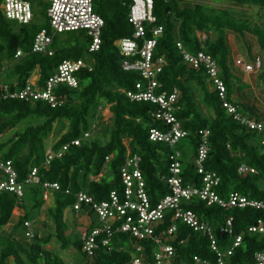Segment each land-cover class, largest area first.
<instances>
[{
	"label": "trees",
	"instance_id": "obj_1",
	"mask_svg": "<svg viewBox=\"0 0 264 264\" xmlns=\"http://www.w3.org/2000/svg\"><path fill=\"white\" fill-rule=\"evenodd\" d=\"M235 6H258L264 9V0H221ZM132 0H105L95 10L103 17L102 44L99 50L89 51L90 38L84 30L61 32L54 35L53 54L31 51L38 27L37 13L29 24L0 19V91L3 84L10 89H21L37 71L39 84L46 80L66 59H84L89 66L77 73L79 84L71 87L61 84L55 94L63 98L61 105L52 107L44 100L27 101L20 98L0 97V150L6 158L13 160L19 179L25 178L33 167L39 168L42 181L58 182L61 190L51 191L49 218L55 225L57 237L63 239L67 228L64 211L74 202L73 193L86 192L101 200L119 186L120 170L126 158L127 147L131 152L141 155V169L147 182L149 195L153 202L168 193L170 188L162 176L169 174L170 147L162 142L149 139L152 127L166 129L168 126L155 119L151 112L157 105L151 102L133 101L127 91L135 90L137 82L142 81L136 70H125L123 60H134L140 54L125 57L115 42L132 37L134 26L128 20ZM152 13L155 21L145 23L146 37L152 38V27L163 26V33L156 38L154 59L164 58L163 70L158 75L161 86L158 92L179 91L178 108L175 111L182 127L188 131L178 148L182 151V177L184 184L196 183L202 186V174L192 162L201 141L200 131L209 129V150L204 162L208 171L220 176L215 187L217 193L226 197L230 192H238L249 198L264 201V128L252 130L235 121L223 107L220 95L213 81L203 69L188 66L176 45L181 41L190 52L203 49L218 63L222 77L230 89L233 78L230 69L228 31L257 32L261 47L264 48V35L248 25L246 20H237L232 13L223 8H215L200 2L182 5L180 0H153ZM207 34L204 47L197 32ZM212 35L209 36V34ZM139 46L142 39L138 40ZM21 51L16 56L17 51ZM229 92V91H228ZM228 100L239 105L244 114L262 120L248 111L247 105L227 94ZM107 107L112 115L113 126L109 138L101 143L97 138L88 137L80 145L71 146L61 157H55L48 166L44 165L47 148L46 140L55 125L68 123L67 130L51 146L57 150L65 143L81 137L90 130L92 117L98 107ZM209 109L207 114L202 107ZM33 122L21 131H13L21 123ZM263 121V120H262ZM109 156V160L106 157ZM246 164L256 170L244 175L238 168ZM95 177V178H93ZM69 188L72 194H66ZM31 208L28 209L29 202ZM45 200L41 184L27 185L22 197L13 193L0 194V264H63L52 251L43 246L49 244L53 235L41 237L38 233L26 241L25 221H33ZM206 220L213 228L217 245L221 251L233 248L226 259L227 264H251L255 254L264 251V230L252 231L250 227L259 219L264 221V210L254 207L223 208L218 204L207 205L199 198L185 204ZM20 210L17 222L9 233L5 226L13 219L14 210ZM228 217L232 218V232L224 229ZM176 224L177 230L171 238L178 254V262L196 264L194 256L215 260L217 253L212 249L208 237L194 231L179 220H172V213H166L162 226ZM92 225H96L94 220ZM4 228V229H3ZM18 235H21L20 237ZM241 237L233 247L235 238ZM79 249L82 251L81 237ZM147 253L154 244L145 240ZM111 249L100 247L93 256L83 251V264H129L133 248L132 239L127 234L118 233L110 243Z\"/></svg>",
	"mask_w": 264,
	"mask_h": 264
},
{
	"label": "built area",
	"instance_id": "obj_2",
	"mask_svg": "<svg viewBox=\"0 0 264 264\" xmlns=\"http://www.w3.org/2000/svg\"><path fill=\"white\" fill-rule=\"evenodd\" d=\"M49 5L46 16L51 30L41 28L34 36L31 51L35 53L53 54L52 42L54 35L61 32L84 30L90 38L89 51L99 50L102 44L103 17L95 10V0H46ZM153 0H132L128 20L134 26L132 37L122 38L115 42L120 52L125 57L140 54L134 60L124 59L122 67L125 70H136L142 76V81L135 85V90L127 91V96L133 101L151 102L157 105V110L151 112L155 119H160L168 126L163 129L152 127L149 131V139L153 142L167 144L170 149L169 174L162 176L170 188V193L153 202L147 188V182L141 169V155L131 152L127 147L126 158L120 170L119 186L109 192L106 198L97 199L85 190L73 193L74 202L67 209L76 214H84L88 223L81 231L82 251L87 256H93L100 247L111 249L110 243L118 234H127L132 239L133 250L129 264H185L178 262V254L171 238L177 230L176 224L162 226L166 213H172V220H179L188 225L194 231L205 234L210 240L211 247L217 253L215 260L202 259L194 256L196 264H227L226 259L232 254L233 248L221 251L217 245L212 226L201 218L192 208L185 204L193 198H199L207 205L218 204L223 208L254 207L264 210V201L249 198L238 192H230L226 197L220 196L215 187L220 182V176L214 171H208L204 167L209 150V129L200 131L201 141L198 151L192 157L196 170L202 174V186L196 183L184 184L182 177V151L178 148L180 141L188 135V131L175 114L178 108L179 91L174 89L171 93L158 92L161 86L158 75L163 70L164 58L154 59L156 38L163 33V26L152 27V38L146 37L145 23L155 21L152 13ZM42 10L39 0H0V19L14 21L22 25L29 24L35 18V13ZM39 15V14H38ZM197 36L204 47L207 34L197 32ZM142 39L139 46L138 40ZM183 61L194 69H203L206 75L213 81L220 95L223 107L233 119L247 128L261 131L264 121L256 120L240 111L238 104L228 100L227 86L221 74L217 61L203 49L190 52L181 41L176 43ZM21 51H17L19 56ZM236 63L242 65L245 71H253L262 67V60L256 57L252 62L246 63L237 59ZM89 64L82 58L66 59L58 64L54 72L46 80L45 85L39 84V77L35 81L28 80L27 85L21 89H10L8 84H3L0 97L20 98L27 101L44 100L52 107L61 105L63 98L55 94V88L61 84L77 87L79 79L77 73ZM39 75V74H38ZM30 79V78H29ZM96 124L91 126V130ZM90 130L85 131L81 137L65 143L55 150L48 148L45 153L44 165L48 166L55 157H61L71 146L80 145L82 140L90 136ZM2 138L0 137V143ZM109 160V156L106 157ZM238 171L244 175L256 170L246 164L239 166ZM41 184L43 198L49 200L51 191L61 190L58 182L42 181L39 168L33 167L20 180L13 160L6 158L0 150V194L13 193L22 197L27 185ZM66 194H72L71 189H65ZM96 225H92L93 221ZM32 221H25V236L32 238L34 232L31 228ZM224 229L232 232V218L228 217ZM252 231H263L264 221L259 219L257 224L250 227ZM145 240L154 244V249L147 253ZM241 240L235 238L233 247ZM251 264H264V251L255 254Z\"/></svg>",
	"mask_w": 264,
	"mask_h": 264
},
{
	"label": "rangeland",
	"instance_id": "obj_3",
	"mask_svg": "<svg viewBox=\"0 0 264 264\" xmlns=\"http://www.w3.org/2000/svg\"><path fill=\"white\" fill-rule=\"evenodd\" d=\"M105 0H95V6L101 5L104 3ZM182 5H193L197 0H180ZM40 6L42 7V10L37 11L39 15H37V20H38V27L40 28H47L51 30L49 20L46 16V9L48 8V1L46 0H39ZM220 7H228L229 11L232 13V16L239 20L243 21L246 20L248 24L251 27L254 28H259L262 30V27L264 26V9L258 7V6H246V7H238V6H225L219 5ZM229 32V38L231 43H229V48L231 50L230 53V61L234 62L236 53L233 50L234 44L238 43L240 44L241 49L239 50V53L241 54V59L244 57V54L242 52L243 49V38L241 37V34L238 35L234 31H228ZM232 44V45H231ZM242 66V65H240ZM39 77L37 71H35L32 76L30 77V81H35ZM244 78L247 79V76L244 75H239V77H234L233 80H231V86L230 89L228 90L229 94L231 97L232 95L236 94V85L238 84V81H242ZM262 86L259 87V89L264 90V82L261 83ZM203 111L205 114L209 112V109L206 108L205 106L202 107ZM252 109V108H251ZM254 113V109L252 110ZM256 113V112H255ZM254 113V114H255ZM264 116V114H263ZM262 116V117H263ZM261 117V116H260ZM90 122L91 126L93 124H96V127L94 129H90V137L92 138H97L101 143H104L108 140L109 138V130L113 126L112 123V115L108 111L107 107H98L92 117H90ZM33 122H28L25 121L18 125L13 131L10 133H13L14 131H21L24 129L27 125ZM55 129L53 132L50 134L49 138L46 140L47 148H50L61 136L62 133H64L67 128H68V123L65 121L64 124L60 125L57 124L55 125ZM179 146V145H178ZM95 178V177H93ZM31 201L28 204V209L31 208ZM50 205L49 200H46L43 206L41 207L39 214L36 216V218L32 221L31 228L34 233H38L39 236L41 237H46L48 235H53L51 238V241L49 244H46L43 246V248L46 251H52L53 257H56L59 262H62L63 264H83L84 262V256L82 251L79 249V239L81 237V231L85 228V222H87L88 218H86V215L84 214H76L74 213L72 217V211L67 209L64 211V217L66 218H71L72 223H70V228L65 229V236L68 239V241L64 244L63 239L57 237L56 232H55V225L53 221L49 218L48 215V206ZM20 215V210L15 209L14 214H13V219L7 226H5L4 231L6 233H9L12 230V225H14L18 217ZM19 237L21 235H18ZM22 237V236H21ZM32 238H27L26 241H30ZM9 264H15L14 261L11 259Z\"/></svg>",
	"mask_w": 264,
	"mask_h": 264
},
{
	"label": "crops",
	"instance_id": "obj_4",
	"mask_svg": "<svg viewBox=\"0 0 264 264\" xmlns=\"http://www.w3.org/2000/svg\"><path fill=\"white\" fill-rule=\"evenodd\" d=\"M197 2H200L202 4H206L215 8H223L220 7L219 5H223L225 4V6H235L229 2H225V1H221V0H197ZM238 7H246V6H238ZM223 9H227L229 10L228 7H225ZM249 25V24H248ZM250 26V25H249ZM251 27V26H250ZM253 29H257L259 31L260 34L264 35V26L262 27V30H260L259 28H254L251 27ZM231 31V30H229ZM200 32V31H198ZM236 34L240 35L243 38V49L242 52L244 54V57H242L243 59H241V54L239 53V50L241 49L240 44L238 45V43L232 45L233 46V50L236 53V57H235V61L234 62H230V69L234 77H239V75H246L247 79L244 78L242 81H238L237 85H236V94L232 95L233 98H235L236 100L242 101L247 105L248 111L253 113V109L254 111V115L257 117L261 116V119L264 121V90L259 89L260 86H262L261 83L264 82V48L261 47V44L259 42V38L257 35V32H250L247 30H244L242 33L241 32H235ZM240 33V34H239ZM212 35V37H214V35L212 33L209 34V36ZM229 32H228V41L229 43H231L230 38H229ZM256 57H260V59L262 60V67L260 69L257 70H253V71H245L243 66H240L236 63L237 59H241L242 61L246 62V63H250L252 62ZM232 78V80H233ZM232 82V81H231ZM264 85V84H263ZM252 108V109H251ZM263 116V117H262ZM193 157V156H192ZM50 202V199H49ZM50 206V205H49ZM73 212H72V217L73 216ZM71 217V218H72ZM76 217V216H75ZM71 218H66L64 217V221L66 223L67 228H70V223H72ZM88 221V220H87ZM88 222H85V225H87ZM73 225H75L74 223H72Z\"/></svg>",
	"mask_w": 264,
	"mask_h": 264
},
{
	"label": "water",
	"instance_id": "obj_5",
	"mask_svg": "<svg viewBox=\"0 0 264 264\" xmlns=\"http://www.w3.org/2000/svg\"><path fill=\"white\" fill-rule=\"evenodd\" d=\"M46 264H48V263H46Z\"/></svg>",
	"mask_w": 264,
	"mask_h": 264
}]
</instances>
